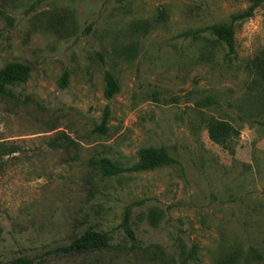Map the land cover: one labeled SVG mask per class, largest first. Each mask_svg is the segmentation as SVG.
I'll return each mask as SVG.
<instances>
[{"label": "rangeland", "instance_id": "374dc122", "mask_svg": "<svg viewBox=\"0 0 264 264\" xmlns=\"http://www.w3.org/2000/svg\"><path fill=\"white\" fill-rule=\"evenodd\" d=\"M251 3L0 0V69L31 66L0 95V144L14 149L0 153V264H264V1L234 22L232 53L197 31ZM210 117L238 128L229 148L208 138ZM149 146L178 162L111 177L89 165L132 166ZM89 226L111 247L48 256Z\"/></svg>", "mask_w": 264, "mask_h": 264}, {"label": "trees", "instance_id": "16d2710c", "mask_svg": "<svg viewBox=\"0 0 264 264\" xmlns=\"http://www.w3.org/2000/svg\"><path fill=\"white\" fill-rule=\"evenodd\" d=\"M264 0H251L249 7L239 13L233 14L228 23H218L207 25L197 31H210L218 41L222 42L230 53L235 50V30L234 22L240 19L248 18L253 15L254 9ZM1 35V32H0ZM257 67L264 78V64L257 63ZM31 71V66L20 61H12L0 69V95H11L10 88L15 85L24 84ZM67 80V71L62 74L59 86L64 87ZM118 91V83L109 70L105 72V90L104 96L111 98ZM213 103L210 98L197 101L196 106L206 107ZM108 115V109L104 111L102 122L96 126V130L105 131V123ZM206 132L208 138L223 148H229V142L239 135V130L229 121L220 118L210 117L206 121ZM3 152V153H1ZM14 152L13 148H7L0 144V153L8 154ZM177 159L173 158L164 147H144L140 150V161L132 166L123 167L114 162L107 156H94L89 160V165L95 168L102 177H111L119 175L123 172L140 171L153 169L155 167L177 163ZM121 226L124 229L126 236L132 241L135 240V233L130 227L129 214L126 213ZM110 236L107 232L96 229L94 226H89L84 229L79 235L74 236L65 245L57 246L47 251L49 257L54 256H69L81 253H87L92 250L108 249L111 247ZM9 264H38L43 262L42 259L36 260L27 256H17L10 259ZM225 264H230L228 260Z\"/></svg>", "mask_w": 264, "mask_h": 264}]
</instances>
